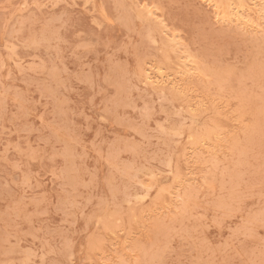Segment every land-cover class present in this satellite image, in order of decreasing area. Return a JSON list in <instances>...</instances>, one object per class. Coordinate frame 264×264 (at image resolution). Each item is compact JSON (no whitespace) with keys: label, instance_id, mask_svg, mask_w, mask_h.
I'll list each match as a JSON object with an SVG mask.
<instances>
[{"label":"rangeland","instance_id":"obj_1","mask_svg":"<svg viewBox=\"0 0 264 264\" xmlns=\"http://www.w3.org/2000/svg\"><path fill=\"white\" fill-rule=\"evenodd\" d=\"M179 1L0 0V264H264V0Z\"/></svg>","mask_w":264,"mask_h":264},{"label":"bare ground","instance_id":"obj_2","mask_svg":"<svg viewBox=\"0 0 264 264\" xmlns=\"http://www.w3.org/2000/svg\"><path fill=\"white\" fill-rule=\"evenodd\" d=\"M87 1H88V0H87ZM117 1H118V0H117ZM136 1L138 2V0H136ZM141 1H142V0H141ZM153 1H154V0H151V2H153ZM158 1H159V0H158ZM175 1H176V0H175ZM182 1H183V0H182ZM197 1H198V0H197ZM205 1H206V0H205ZM207 1H208V0H207ZM220 1H221V0H220ZM220 1H219V2H220ZM244 1H245V0H244ZM247 1H248V0H247ZM261 1H262V0H261ZM84 2H85V1H84ZM84 2H83V3H84ZM99 2H100V1H99ZM148 2H149V0H148ZM151 2H150V3H151ZM163 2H164V1H163ZM179 2H181V0H180ZM193 2H194V1H193ZM193 2H192V3H193ZM195 2H196V1H195ZM219 2H218V3H219ZM229 2H230V1H229ZM251 2H252V0L250 1V4H251ZM83 3H82V4H83ZM153 3H154V6H155V3H156V2H153ZM159 3H160V2H159ZM198 3H199V2H198ZM212 3H213V2H212ZM231 3H232V1H231ZM262 3H263V2H262ZM106 4H107V3H106ZM133 4H135V2H134ZM160 4H161V3H160ZM201 4H202V3H200V5H201ZM219 4H221V3H219ZM245 4H246V3H245ZM252 4H253V3H252ZM100 5H101V3H100ZM135 5H136V4H135ZM143 5H144V4H143ZM143 5H142V6H143ZM184 5H185V4H184ZM202 5H203V4H202ZM231 5H232V4H231ZM255 5H256V4H255ZM261 5H262V4H261ZM137 6H138V5H137ZM142 6H141V7H142ZM149 6H150V5H149ZM149 6H148V7H149ZM154 6H153V8H155ZM161 6H162V5H161ZM221 6H222V5H221ZM229 6H230V4H229ZM238 6H239V4H238ZM247 6H248V4H247ZM251 6H252V5H251ZM263 6H264V4L262 5V7H263ZM173 7H174V6H173ZM201 7H202V6H201ZM204 7H205V6H204ZM213 7H214V6H213ZM230 7H231V6H230ZM233 7H235V6H233ZM241 7H242V6H241ZM101 8H102V7H101ZM146 8H147V6H146ZM150 8H151V7H150ZM165 8H166V7H165ZM177 8H178V7H177ZM180 8H181V6H180ZM214 8H215V7H214ZM244 8H245V7H244ZM254 8H257V7H254ZM137 9H138V8H137ZM148 9H149V8H148ZM155 9H156V8H155ZM171 9H172V8H171ZM200 9H201V8H200ZM210 9L213 11L212 8H210ZM230 9H231V8H229V10H230ZM251 9H252V8H251ZM261 9H263V8L260 7V10H261ZM84 10H85V8H84ZM156 10H157V9H156ZM160 10H161V9H160ZM162 10L164 11V9H162ZM175 10H176V9H175ZM180 10H181V9H180ZM193 10H194V9H193ZM204 10H205V8L203 9V12H204ZM218 10H219V9H218ZM233 10H234V9H233ZM240 10H242V8H240ZM194 11H195V10H194ZM196 11H197V10H196ZM199 11H200V10H199ZM212 11H211V12H212ZM230 11H231V10H230ZM235 11H236V10H234V12H235ZM245 11H246V9H245ZM253 11H254V10H253ZM256 11H257V10H256ZM115 12H116V11H115ZM188 12H189V11H188ZM205 12H206V11H205ZM207 12H208V11H207ZM221 12H222V10H221ZM232 12H233V11H232ZM248 12H249V11H248ZM258 12H259V11H258ZM260 12H261V11H260ZM260 12H259V13H260ZM263 12H264V11H263ZM167 13H168V12H167ZM169 13H170V12H169ZM208 13H209V12H208ZM214 13H215V12H214ZM240 13H241V12H240ZM253 13H254V12H253ZM161 14H163V12H162ZM212 14H213V13H212ZM232 14H233V13H232ZM238 14H239V12H238ZM246 14H248V13H246ZM250 14L252 15L251 11H250ZM255 14H256V13H255ZM260 14H261V13H260ZM153 15H154V13H153ZM186 15H187V14H186ZM203 15H204V13H203ZM214 15H215V14H214ZM222 15H223V14H222ZM233 15H234V14H233ZM240 15H241V14H240ZM253 15H254V14H253ZM263 15H264V14H263ZM167 16H169V15H167ZM204 16H206V15H204ZM157 17H158V16H157ZM159 17L161 18V16H159ZM210 17H211V16H210ZM215 17H216V16H215ZM215 17H214V18H215ZM219 17H220V16H219ZM222 17H223V16H222ZM236 17H237V15H235V18H236ZM239 17H240V16H239ZM243 17H244V16L241 15V19H242ZM252 17H254V16H252ZM259 17H260V15H259ZM124 18H125V17H124ZM171 18H173V17L171 16ZM212 18H213V17H212ZM244 18H245V17H244ZM104 19H105V18H104ZM113 19H114V18H113ZM113 19H112V21H113ZM202 19H203V18H202ZM215 19H216V18H215ZM222 19H223V18H222ZM222 19H221V20H222ZM224 19H225V18H224ZM241 19H240V22H241ZM250 19H251V18H250ZM253 19H254V18H253ZM262 19H263V16H262ZM117 20H119V19H117ZM120 20H121V22H123L122 19H120ZM125 20H126V18H125ZM149 20H150V19H149ZM164 20H166V19H164ZM194 20H195V19H194ZM194 20H193V21H194ZM199 20H201V19H199ZM203 20H204V19H203ZM207 20H208V18H206L204 21L207 22ZM221 20H220V21H221ZM226 20H227V19H226ZM231 20H232V19H231ZM251 20H252V19H251ZM258 20H259V19H258ZM260 20H261V19H260ZM166 21H167V20H166ZM166 21H165V22H166ZM172 21H173V20H172ZM193 21H192L191 23H193ZM208 21H209V20H208ZM223 21H224V20H223ZM232 21H233V20H232ZM263 21H264V20H263ZM126 22H127V21H126ZM165 22H164V23H165ZM170 22H171V20H170ZM200 22H201V21H200ZM206 22H205V24H208V23H206ZM212 22H213V21H212ZM225 22H227V21H225ZM252 22H253V21H252ZM258 22H259V21H257V23H258ZM111 23H112V22H111ZM162 23H163V22H162ZM187 23H188V22H187ZM202 23H204V22H202ZM214 23H216V22H214ZM214 23H213V24H214ZM231 23H232V22H231ZM234 23H235V22H234ZM241 23H242V22H241ZM255 23H256V22H255ZM118 24H119V23H118ZM126 24H127V23H126ZM174 24H175V23H174ZM189 24H190V22H189ZM209 24H210V23H209ZM221 24H222V23H221ZM227 24H228V22H227ZM227 24H226V25H227ZM252 24H253V23H252ZM259 24H260V23H259ZM119 25H120V24H119ZM123 25H124V24H123ZM170 25L173 27V23L170 24ZM199 25H202V24H199ZM203 25H204V24H203ZM217 25H218V23H217ZM217 25H216V26H217ZM241 25H242V24H241ZM254 25H255V24H254ZM257 25H258V24H257ZM168 26H169V25H168ZM174 26H176V25H174ZM212 26H213V25H212ZM220 26H221V25H220ZM227 26H228V25H227ZM234 26L236 27V25H234ZM259 26H261V25H259ZM95 27H96V26H95ZM125 27H126V26H125ZM127 27H128V26H127ZM127 27H126V28H127ZM166 27H167V26H166ZM184 27H185V26H184ZM188 27H189V26H188ZM192 27H193V25H192ZM195 27H196V26H195ZM195 27H194V28H195ZM197 27H198V26H197ZM229 27H230V26H229ZM241 27H242V26H241ZM241 27H239V28H241ZM249 27H250V26H249ZM257 27H258V26H257ZM168 28H170V26H169ZM175 28H176V27H175ZM175 28H174V30H175ZM181 28H182V27H181ZM194 28H193V29L191 28V29L194 30ZM213 28H214V26H213ZM244 28H245V27H244ZM261 28H262V26H261ZM170 29H171V28H170ZM170 29H169V31H170ZM182 29H183V28H182ZM191 29H190V32H191ZM227 29H229V28L227 27ZM235 29H236V28H235ZM235 29H234V30H235ZM171 30H173V29H171ZM200 30H201V29H200ZM237 30H238V29H237ZM244 30H245V29H243L242 31L244 32ZM261 30H263V29H261ZM195 31H196V34H197V32H198L197 29H196ZM202 31H203V30H202ZM212 31H213V30H212ZM215 31H216V29H215ZM235 31H236V30H235ZM242 31H241V32H242ZM254 31H255V30H254ZM254 31H252V33H254ZM257 31H258V30H257ZM263 31H264V30H263ZM263 31H262V32H263ZM176 32H177V31H176ZM178 32H180V31L178 30ZM182 32H183V34H185L184 32H186V29H185V31L182 30ZM190 32H189V33H190ZM192 32H193V31H192ZM204 32H205V31H204ZM238 32H239V31H237V33H238ZM162 33H163V32H162ZM168 33H169V32H168ZM198 33H199V32H198ZM208 33H209V32H208ZM216 33H217V32H216ZM239 33H240V32H239ZM249 33H250V30H249ZM249 33L247 32V33H245V34H249ZM131 34H132V33H131ZM166 34H167V33H166ZM190 34H191V33H190ZM194 34H195V33H194ZM203 34H204V33H203ZM205 34H207V33H205ZM209 34L211 35V33H209ZM217 34H218V33H217ZM224 34H225V33H224ZM224 34H223V35H224ZM257 34H258V32H257ZM169 35H171V34H169ZM175 35H176V34H175ZM177 35H178V34H177ZM177 35H176V36H177ZM179 35H180V34H179ZM179 35H178V36H179ZM186 35H188V34H186ZM198 35H201V34H198ZM220 35H222V34H220ZM225 35H226V34H225ZM228 35H229V34H228ZM237 35H238V34H237ZM240 35H241V33H240ZM240 35H239V36H240ZM249 35H250V34H249ZM166 36H167V35H166ZM201 36H203V35H201ZM211 36H213V34H212ZM217 36H218V35H217ZM230 36H231V35H230ZM233 36H234V35H233ZM233 36H232V37H233ZM241 36H242V38H243L244 35H241ZM253 36H254V34H253ZM141 37H142V36H141ZM179 37L182 39L181 36H179ZM207 37H208V35H207ZM236 37H237V36H236ZM236 37H235V38H236ZM247 37H248V36H247ZM247 37H246V38H247ZM249 37H250V36H249ZM256 37H257V36H256ZM180 38H179V39H180ZM196 38H198V37L196 36ZM196 38H194V39H196ZM200 38H201V37H200ZM215 38H216V37H215ZM215 38H214V39H215ZM218 38H219V37H218ZM224 38H225V37H224ZM238 38H239V37H238ZM181 39H180V40H181ZM184 39H185V38H183V40H184ZM190 39H191V38H190ZM198 39H199V38H198ZM214 39H212V40L214 41ZM227 39H228V38H227ZM231 39H234V38H231ZM239 39H240V38H239ZM255 39H256V38H255ZM129 40H130V39H129ZM183 40H182V41H183ZM187 40H189V38H187ZM241 40H242V39H241ZM250 40H251V39H249V41H250ZM252 40H253V39H252ZM257 40H258V39H257ZM192 41H195V40H192ZM215 41H216V40H215ZM237 41H238V40H237ZM254 41H256V40H254ZM254 41H253V43H254ZM258 41H259V40H258ZM258 41H257V42H258ZM184 42H185V40H184ZM188 42H189V41H188ZM188 42L186 41V44H187ZM210 42H211V41H210ZM247 42H248V40H247ZM251 42H252V41H251ZM251 42H250V43H251ZM257 42H256V43H257ZM260 42H261V41H260ZM93 43H94V42H93ZM189 43H190V42H189ZM189 43H188V44H189ZM194 43H195V42H194ZM212 43H213V42H212ZM216 43H217V42H216ZM236 43H237V42H236ZM156 44H157V43H156ZM188 44H187V45H188ZM190 44H191V43H190ZM214 44H215V43H214ZM234 44H235V43H234ZM237 44H238V43H237ZM237 44H235V45L237 46ZM241 44H242V43H241ZM243 44H244V43H243ZM254 44H255V43H254ZM254 44H253V46H254ZM262 44L264 45V43H261V45H262ZM177 45H178V44H177ZM249 45H251V44H249ZM255 45L257 46V44H255ZM180 46H181V45H180ZM134 47H135V45H134ZM181 47H182V46H181ZM189 47H191V45H188V48H189ZM194 47H195V46H194ZM243 47H244V45H243ZM245 47H246V46H245ZM250 47H251V46H250ZM262 47H263V46H262ZM182 48H183V47H182ZM186 48H187V47H186ZM188 48H187V49H188ZM197 48H198V47H197ZM246 48H247V47H246ZM252 48H253V47H252ZM257 48H258V47H257ZM189 49H190V48H189ZM261 49H262V48H261ZM134 50H135V49H134ZM178 50H179V48H178ZM180 50H181V48H180ZM184 50H185V48H184ZM191 50H192V49H191ZM253 50H254V49H253ZM135 51H136V50H135ZM172 51H173V50H172ZM185 51H186V50H185ZM187 51H188V50H187ZM187 51H186V52H187ZM200 52H201V51H200ZM263 52H264V51H263ZM193 53H194V52H193ZM196 53H197V51H196ZM189 54H190V53H189ZM197 54H198V53H197ZM197 54H196V56H197ZM258 54H260V52H259ZM262 54H263V53H262ZM191 55H192V53H191ZM191 55H190V57H191ZM194 55H195V54H194ZM203 55H204V54H203ZM192 56H193V55H192ZM204 56H205V55H204ZM194 57H195V56H194ZM201 57H202V56H200V59H201ZM206 57H207V56H206ZM261 58L263 59V57H261ZM178 59H181V58L179 57ZM187 59H190V58H187ZM191 59L194 60L193 57H191ZM196 59H197V58H196ZM204 59H205V58H204ZM153 60H154V59H153ZM183 60H184V59H183ZM183 60H182V61H183ZM108 61L110 62L111 60L109 59ZM187 61H188V60H187ZM187 61H186V62H187ZM189 61H190V60H189ZM197 61H199V60L197 59ZM197 61H195V62H197ZM202 61H203V60H202ZM210 61H211V60H210ZM212 61H213V60H212ZM154 62H155V61H154ZM199 62H200V61H199ZM199 62H198V63H199ZM214 62H215V61H214ZM261 62H262V61H261ZM208 63H209V62H208ZM210 63L213 64V62H210ZM210 63H209V64H210ZM215 63H216V62H215ZM262 63H264V62H262ZM113 64H114V63H113ZM146 64H147V63H146ZM151 64H153V63H151ZM202 64H203V62H201V65H202ZM209 64H208V66H209ZM108 65H109V63H108ZM154 65H155V63H154ZM156 65H157V64H156ZM185 65H186V64H185ZM196 65H198V64H196ZM205 65H207V61H206V64H205ZM210 65H211V64H210ZM115 66H117V64H116ZM147 66H149V65H147ZM165 66H166V65H165ZM189 66H190V65H189ZM189 66H188V68H189ZM211 66H212V65H211ZM149 67H150V66H149ZM151 67H153V66H151ZM155 67H158V66H155ZM190 67H191V66H190ZM194 67H196V66H194ZM194 67H192V68H194ZM197 67H198V66H197ZM113 68H115V67H113ZM164 68H165V67H164ZM198 68H199V67H198ZM198 68H197V70H198ZM204 68H205V67H204ZM211 68H212V67H211ZM213 68H214V67H213ZM154 69H155V68H154ZM160 69H162V68H160ZM199 69H201V68H199ZM209 69H210V67H209ZM215 69H216V68H215ZM217 69H218V68H217ZM149 70H150V69H149ZM155 70H156V69H155ZM158 70H159V68H157V71H158ZM163 70H164V69H163ZM204 70H205V69H204ZM207 70H208V68H207ZM212 70H213V69H212ZM111 71H112V70H111ZM147 71H148V70H147ZM153 71H154V70H153ZM159 71H160V70H159ZM159 71H158V72H159ZM164 71L166 72V70H164ZM167 71H168V70H167ZM177 71H178V70H177ZM199 71H201V70H199ZM108 72H110V71H108ZM113 72H114V71H113ZM161 72H163V71H161ZM165 72H163V73H164V76H165ZM193 72H194V71H193ZM206 72H207V71H206ZM153 73H154V72H153ZM153 73H150V74H153ZM156 73H157V72H156ZM156 73H155V74H156ZM177 73H179V71H178ZM195 73H196V72H195ZM201 73H203V72H201ZM109 74H112V72H110ZM116 74H117V70H116ZM116 74H115V75H116ZM118 74H119V72H118ZM159 74L162 75V73H159ZM184 74H185V73H184ZM190 74H191V73H190ZM193 74H194V73H193ZM196 74H197V73H196ZM204 74H205V73H204ZM207 74H210V73H207ZM211 74H213V72H211ZM168 75H169V74H168ZM171 75H172V74H171ZM171 75H170V76H171ZM180 75H181V74H180ZM194 75H195V74H194ZM111 76H112V75H111ZM150 76H151V75H150ZM154 76H155V75H154ZM166 76H167V75H166ZM178 76H179V75H178ZM187 76H188V75H186V77H187ZM195 76H196V75H195ZM201 76H204V75H201ZM207 76H208V75H207ZM207 76H206V77H207ZM211 76H212V75H211ZM108 77H109V76H108ZM112 77H113V76H112ZM156 77H157V74H156ZM159 77H161V76L159 75ZM168 77H169V76H168ZM174 77L176 78V76H173V77H172V80H173ZM179 77H180V76H179ZM191 77H192V75H191ZM204 77H205V76H204ZM208 77L210 78V76H208ZM208 77H207V78H208ZM165 78H166V77H165ZM199 78H200V77H199ZM180 79H181V78H180ZM200 79H201V78H200ZM200 79H199V82H203V81H200ZM213 79H214V75H213ZM228 79H229V77L227 78V80H228ZM107 80H108V79H107ZM107 80H106V81H107ZM112 80H114V79L112 78ZM112 80H111V81H112ZM148 80H149V79H148ZM151 80H153V79H151ZM155 80H156V78H155ZM158 80H160V78H159ZM196 80H197V78H196ZM104 81H105V80H104ZM111 81H110V82H111ZM181 81L184 82V80H181ZM188 81H189V80H188ZM216 81H217V80H216ZM216 81H215V82H216ZM219 81H220V80H219ZM120 82H121V81H120ZM123 82H124V81H123ZM123 82L121 83L122 85L124 84ZM145 82H148V81H145ZM156 82H158V81H156ZM159 82H163V80H162V81H159ZM168 82H169V81H168ZM168 82H167V84H169ZM173 82H174V81H173ZM183 82H182V83H183ZM195 82H196V81H195ZM199 82H197V83H198V84H196L197 86H199V84H200ZM207 82H208V81H207ZM209 82H210V81H209ZM209 82H208V83H209ZM217 82H218V81H217ZM103 83H104V82H103ZM107 83H108V82H107ZM154 83H155V82H154ZM170 83H171V82H170ZM174 83H175V82H174ZM184 83H185V82H184ZM191 83H192V82H190V84H191ZM203 83H204V82H203ZM203 83H202V84H203ZM208 83H207V84H208ZM227 83L229 84V82H227ZM236 83H237V82H236ZM150 84H151V83H150ZM158 84H159V83H158ZM158 84H157V85H158ZM161 84H162V83H161ZM172 84H173V83H172ZM202 84H201L200 86H202ZM218 84H219L218 86H220V83H218ZM221 84H226V83H221ZM106 85L108 86L109 83L106 84ZM122 85H121V86H122ZM184 85H185V84H184ZM191 85H192V84H191ZM194 85H195V84H194ZM194 85H193V87H194ZM208 85H210V86H208ZM208 85H207L208 87H211V86H212V84H208ZM215 85H216V84L214 83V86H215ZM90 86H91V85H90ZM116 86H117V85H116ZM116 86H115V87H116ZM160 86H162V85H160ZM167 86H168V85H167ZM170 86H171V85H170ZM170 86H169V87H170ZM182 86H183V85H182ZM204 86H205V85H203V87H204ZM119 87H120V85H119ZM119 87H118V88H119ZM122 87H124V86H122ZM187 87H189V85H188ZM193 87H192V88H193ZM205 87H206V86H205ZM157 88H159V87H157ZM157 88H154V89H157ZM161 88H162V87H161ZM179 88H180V86H179ZM212 88H213V87H212ZM212 88H211V89H212ZM223 88H224V87H223ZM230 88H232V87H230ZM119 89L121 90V88H119ZM129 89H131V88H129ZM173 89H174V88H173ZM177 89H178V88H177ZM177 89H176V90H177ZM184 89H185V87H184ZM189 89H190V88H189ZM194 89H196V88H194ZM194 89H192V90H194ZM198 89H199V88H197V90H198ZM204 89H206V88H203V90H204ZM207 89H208V88H207ZM217 89H218V87H217ZM217 89H216V90H217ZM221 89H222V86H221V88H220L219 90L221 91ZM114 90H115V88H114ZM162 90H163V89H162ZM168 90H169V89H168ZM192 90H191V91H192ZM201 90H202V89H201ZM116 91H117V90H116ZM124 91H125V90H124ZM172 91H173V90H172ZM213 91H214V90H213ZM217 91H218V90H217ZM217 91H216V92H217ZM223 91H225V90H223ZM122 92H123V91H122ZM176 92H177V91H176ZM196 92H197V91H196ZM198 92H200V91H198ZM221 92H222V91H221ZM221 92H219V93H221ZM119 93H121V92L119 91ZM124 93H125V92H124ZM124 93H122V94H124ZM162 93H163V92H162ZM170 93H171V92H170ZM174 93H175V91H174ZM182 93H183V92H182ZM182 93H181V94H182ZM187 93H188V92H187ZM187 93H185V94L187 95ZM200 93H201V92H200ZM204 93H206V92H204ZM204 93H202V94L205 95ZM208 93H209V92H208ZM210 93H211V92H210ZM210 93H209V94H210ZM225 93H227V92H225ZM116 94H117V93H116ZM125 94H126V93H125ZM176 94H179V91H178ZM190 94H193V93H190ZM195 94H196V93H195ZM195 94H194V95H195ZM198 94H199V93H198ZM214 94H215V93H214ZM216 94H217V93H216ZM117 95H118V94H117ZM203 95H202V96H203ZM206 95H207V93H206ZM171 96H174V95H171ZM179 96H181V95H179ZM199 96H200V95H199ZM210 96H211V94H210ZM214 96H216V95H214ZM176 97H177V95H176ZM187 97H188V96H187ZM207 97H208V96H207ZM113 98H114V99L116 98L115 95L113 96ZM177 98H178V97H177ZM212 98H213V96H212ZM215 98H216V97H215ZM125 99H126V98H125ZM183 99H184V98H183ZM183 99H182V100H183ZM186 99H187V98H186ZM188 99H190V98H188ZM205 99H206V98H205ZM209 99H210V98H209ZM115 100H116V99H115ZM158 100H159V99H158ZM180 100H181V99H180ZM206 100H208V98H207ZM210 100H211V99H210ZM110 101H111V100H110ZM117 101H118V100H117ZM117 101H116V102H117ZM139 101H140V100H139ZM141 101H142V100H141ZM189 101H190V100H188L187 102L190 103ZM208 101H209V100H208ZM212 101H213V100H212ZM111 102H112V101H111ZM116 102H114V103L112 102L113 105H115ZM119 102H120V100H119ZM121 102H123V101H121ZM117 103H118V102H117ZM119 104H120V103H119ZM186 104H187V103H186ZM122 105L124 106L123 103H122ZM118 106H119V105H118ZM123 106H122V107H123ZM128 106H129V105H128ZM116 107H117V106H116ZM119 107H120V106H119ZM186 107H187V106H186ZM186 107H185V109H186ZM129 108L131 109V107H129ZM147 108H148V107H147ZM187 108H189V107H187ZM162 109H163V108H162ZM162 109H161V110H162ZM185 109H184V110H185ZM115 110H116V109H115ZM131 110H132V109H131ZM142 110H144V109H142ZM163 110H164V109H163ZM187 110H188V109H187ZM187 110H186V111H187ZM193 110H194V109H193ZM193 110H192V111H193ZM197 110H198V109H197ZM199 110H200V109H199ZM202 110H204V108L201 109L200 112L197 111L198 114H200ZM102 111H103V110H102ZM105 111H106V110H105ZM189 111H191V109H190ZM192 111H191V112H192ZM100 112H101V110H100ZM103 112H104V111H103ZM106 112H107V111H106ZM106 112H105V114H106ZM159 112H160V111H159ZM163 112H164V111H163ZM163 112L161 111V113H163ZM191 112H189V113H191ZM194 112H195V110H194ZM194 112L192 113L193 116L197 115V114H194ZM203 112H204V111H203ZM109 113H110V112H109ZM186 113H188V111H187ZM189 113H188V114H189ZM105 114H104V115H105ZM150 114H151V113H150ZM163 114H164V113H163ZM192 114H191V115H192ZM108 115H110V114H108ZM138 115H139V113H138ZM141 115H142V114H141ZM164 115H166V113H165ZM203 115H204V113H203ZM106 116H107V115H106ZM142 116H143V115H142ZM149 116H150V115H149ZM167 116H169V115H167ZM201 116H202V115L200 114V117H201ZM107 117H108V116H107ZM195 117H196V116H195ZM195 117L193 118L194 120H195ZM197 117L199 118L198 115H197ZM112 118H113V117H112ZM167 118H168V117H167ZM167 118H166V120H167ZM183 118H184V117H183ZM117 119H119V118H117ZM170 119H171V117H170ZM200 119H201V118H200ZM208 119H209V118H208ZM119 120H120V119H119ZM163 120H165V119H163ZM179 120H180V119H179ZM190 120H191V119H190ZM114 121L117 122L116 120H113V122H114ZM121 121H122V120H121ZM184 121H185V120H184ZM184 121H181V122H184ZM113 122H112V123H113ZM119 122H120V121H118L117 123H119ZM132 122H133V121H132ZM185 122H186V121H185ZM211 122H212V121H211ZM120 123H121V122H120ZM134 123H135V122H134ZM202 123H203V121H202ZM113 124H114V123H113ZM121 124H122V123H121ZM125 124H126V123H125ZM130 124H133V123H130ZM130 124H129V126H130ZM179 124H180V122H179ZM114 125H115V124H114ZM117 125H118V124H116V126H117ZM119 125H120V124H119ZM200 125H202V124H200ZM200 125H199V126H200ZM123 126H125V125H123ZM131 126H132V125H131ZM131 126H130V129H131V128H134L133 126H132V127H131ZM134 126H135V125H134ZM170 126H171V125H170ZM187 126H188V125H187ZM117 127H119V126H117ZM121 127H122V126H121ZM125 127H126V126H125ZM127 127H128V125H127ZM127 127H126V129H127ZM158 127L161 128V126H158ZM173 127H174V126H173ZM207 127H208V125H207ZM128 128H129V127H128ZM190 128H191V127H190ZM199 128H201V126L198 127V129H199ZM203 128H206V127L204 126ZM210 128H212V127H210ZM196 129H197V128H196ZM133 130H134V129H133ZM135 130H136V128H135ZM135 130H134V131H135ZM188 130H189V129H188ZM206 130H207V129H206ZM213 130H214V129H213ZM136 131H138V130H136ZM143 131H144V130H143ZM169 131H170V130H169ZM175 131L177 132V130H173L172 133L175 132ZM196 131H197V130H195V131H193V132L195 133ZM199 131H201V129H200ZM141 132H142L141 130L138 131V133H140V134L142 135L143 133H141ZM176 132H175V134H172V135L174 136V135L178 134V133H176ZM197 132H198V131H197ZM215 132H216V131H215ZM215 132H214V133H215ZM138 133H137V134H138ZM181 133H182V132H181ZM198 133H199V132H198ZM192 134H193V133H192ZM200 134H201V133H199V135H197V134H196V135L200 137ZM207 134H209V133H207ZM113 135H114V134H113ZM138 135H139V134H138ZM157 135H158V134H157ZM172 135H171V136H172ZM178 135H180V132H179ZM182 135H183V134H182ZM182 135H180V136H176V137H181ZM196 135H194V136H196ZM142 136H143V135H142ZM145 136H146V135H144V137H145ZM147 136H148V135H147ZM194 136H193V137H194ZM197 136H196V137H197ZM204 136H205V135H204ZM209 136H210V135H209ZM214 136H215V135H214ZM139 137H140V136H139ZM196 137H194V139H195ZM205 137H206V136H205ZM210 137H211V136H210ZM156 138H158V137L155 136V139H156ZM168 138H169V137H168ZM206 138L208 139L209 137H206ZM145 139H147V138L145 137ZM151 139H154V138H151ZM162 139H163V138H162ZM162 139H161V140H162ZM164 139H166V138H164ZM171 139H172V138H169V140H171ZM198 139H199V138H198ZM157 140H158V139H157ZM159 140H160V139H159ZM167 140H168V139H167ZM174 140H175V139H174ZM146 141H147V140H146ZM164 141H165V140H162L163 143H166V142L171 143L170 141H165V142H164ZM171 141H172V140H171ZM177 141H178V140H177ZM133 142H134V141H133ZM174 142H176V140H175ZM208 142H209V141H208ZM210 142H211V141H210ZM212 142H213V141H212ZM114 143H115V142H114ZM131 143H132V142H131ZM131 143H130V144H131ZM176 143H177V142H176ZM125 144H126V143H125ZM134 144H135V143H134ZM166 144L168 145V143H166ZM162 145H163V144H162ZM167 145H166V146H167ZM124 146H128V147H126V148L129 149V146H130V145H127V144H126V145H124ZM147 146H148V145H147ZM168 146H169V145H168ZM131 147H132V145H131ZM176 147H177V145H176ZM201 147H202V146H201ZM126 148H124V150H125ZM168 148H169V147H168ZM183 148H184V147H183ZM132 149H133V148H130L129 151H132ZM172 149H174V148L172 147ZM172 149H171V150H172ZM206 149H208V148H206ZM134 150H135V147H134ZM209 150H210V149H209ZM209 150H208V151H209ZM125 151H126V150H125ZM231 151H232V150H231ZM149 152H150V151H149ZM157 152H158V151H157ZM168 152H169V151H168ZM182 152H184V149H183ZM203 152H206V151H203ZM209 152H210V151H209ZM220 152H221V151H220ZM128 153H129V152H128ZM159 153H160V151H159ZM210 153H211V152H210ZM212 153H213V152H212ZM231 153H232V152H231ZM153 154H154V153H153ZM182 154H183V153H182ZM182 154H181V155H182ZM202 154H203V153H202ZM217 154H219V153H217ZM217 154H216V155H217ZM148 155H149V153H148ZM154 155H156V154H154ZM167 155H168V153H167ZM204 155H205V154H204ZM210 155H211V154H210ZM212 155H213V154H212ZM109 156H111V155L109 154ZM161 156H162V155H161ZM161 156H160V157H161ZM182 156H183V158H185V155H182ZM199 156H200V155H199ZM199 156H198V157H199ZM214 156H215V154H214ZM156 157H157V156H156ZM208 157H210V156H208ZM208 157H207V158H208ZM212 157H213V156H212ZM151 158H153V157H151ZM158 158H159V157H158ZM196 158H197V157H196ZM201 158H202V157H201ZM203 158H204V157H203ZM217 158H218V157H217ZM217 158H216V159H217ZM230 158H231V156H230ZM199 159H200V158H199ZM208 159H209V158H208ZM208 159H207V162L209 161L208 163L210 164V162H212L215 158L213 157V160H212V161H211V160H208ZM211 159H212V158H211ZM218 159H219V158H218ZM151 160H153V159H151ZM184 160H185V159H184ZM153 161H154V160H153ZM160 161H161V160H160ZM196 161H197V159H196ZM200 161H201V159H200ZM205 161H206V160H205ZM205 161H201V163H202V162H205ZM154 162H155V161H154ZM198 162H199V161H198ZM198 162H197V164H198V166H199V163H198ZM213 162H214V161H213ZM213 162H212V163H213ZM108 163H109V162H108ZM144 163H145V162H144ZM201 163H200V164H201ZM205 163H206V162H205ZM205 163H204V164H205ZM123 164H124V162H123ZM146 164L149 165V163H147V162H146ZM158 164H159V163H158ZM197 164H196V165H197ZM107 165H108V164H107ZM124 165H125V164H124ZM163 165H164V164H163ZM168 165H169V162H168ZM201 165H202V164H201ZM206 165H207V164H206ZM116 166H118V165H116ZM151 166H153V165H151ZM154 166H155V165H154ZM175 166H176V165H175ZM175 166H174V167H175ZM203 166H204V165H203ZM110 167H114V166L110 165ZM126 167H128V166H126ZM162 167H164V166H162ZM211 167H212V166H211ZM124 168H125V167H124ZM124 168H123V169H124ZM129 168H130V167H128V169H129ZM170 168H171V167H170ZM170 168H169V169H170ZM208 168H209V167H208ZM115 169H116V168H115ZM117 169H118V168H117ZM117 169H116V170H117ZM155 169H158V170L160 171V169H159L158 167L155 168ZM178 169H179V168H178ZM200 169H201V168H200ZM206 169H207V168H206ZM119 170L122 171L121 169H119ZM125 170H126V169H125ZM202 170H203V169H202ZM120 171H119V172H120ZM165 171H166V170H165ZM175 171H176V170H175ZM124 172H125V171H124ZM124 172H123V173H124ZM166 172H167V171H166ZM169 172H171V171H169ZM207 172H209V171H207ZM116 173H117V172H116ZM120 173H122V172H120ZM136 173H138V171H137ZM171 173H172V172H171ZM205 173H206V172H205ZM118 174H119V173H118ZM129 174H130V173H129ZM140 174H141V173H140ZM173 174H177V173L174 172ZM206 174H207V173H206ZM125 175H128V174L125 173ZM125 175H124V177H125ZM178 175H179V174H178ZM208 175H209V173H208ZM119 176H120V175H119ZM145 176H146V175H145ZM176 176H177V175H176ZM180 176H182V175H180ZM203 176H204V175H203ZM108 177H109V176H108ZM111 177H112V174L110 175V178H111ZM120 177H123V176H120ZM127 177H128V178L131 177V182H132V176L130 175V176H127ZM148 177H149V176H148ZM150 177L152 178L151 175H150ZM150 177H149V178H150ZM112 178H113V177H112ZM142 178H143V177H142ZM146 178H147V176H146ZM151 178H150V179H151ZM202 178H203V177H202ZM205 178H207V177L205 176ZM108 179H109V178H108ZM135 179H136V181H137V178H136V177H135ZM150 179H149V180H150ZM176 179H178V176H177ZM180 179H181V178H180ZM182 179H183V178H182ZM112 180H113V179H112ZM120 180H121V179H120ZM120 180H119V181H120ZM128 180H129V179H128ZM178 180H179V179H178ZM202 180H203V179H202ZM204 180H205V179H204ZM204 180H203V181H204ZM206 180H207V179H206ZM206 180H205V181H206ZM106 181H107V180H106ZM137 182L139 183V181H137ZM137 182H134V183H137ZM178 182H179V181H178ZM181 182H182V181H181ZM109 184H110V183H109ZM119 184H120V183H119ZM140 184H141V182H140ZM179 184H180V183H179ZM124 185H125V184H124ZM133 185H134V184H133ZM141 185H142V184H141ZM186 185H187V184H186ZM111 186H112V185H111ZM143 186H144V185H143ZM107 187H108V183H107ZM109 187H110V186H109ZM113 187H115V186H113ZM122 187H123V185H122ZM144 187H145V186H144ZM115 188H118V187H115ZM124 188H125V186H124ZM146 188H148V187L146 186ZM146 188H145V189H146ZM107 189H109V188H107ZM111 189H113V188H111ZM142 189H143V188H142ZM184 189H185V188H184ZM109 190H110V189H109ZM109 190H108V193L110 192ZM123 190H124V189H123ZM125 190H126V189H125ZM185 190H186V192H187V188H186ZM113 191H114V190H113ZM114 192L117 193V190L115 189ZM114 192H113V193H114ZM146 192H147V191H146ZM116 193H114V194H116ZM162 193H163V192H162ZM114 194H113V195H114ZM123 194H124V193H123ZM143 194H144V193H143ZM143 194H142V195H143ZM145 194H146V193H145ZM182 194H183V191H182ZM121 195H122V192H121ZM124 195H125V194H124ZM110 196H111V195H110ZM114 196H115V195H114ZM114 196H111V197H114ZM126 196H127V195H125V197H126ZM137 196H138V195H137ZM140 196H141V195H140ZM143 196H144V195H143ZM145 196H146V195H145ZM118 197H119V196H118ZM122 197H123V195H122ZM134 197H135V196H134ZM140 198H141V197H140ZM140 198H139V199H140ZM155 198H158V197H155ZM98 200H99V199H98ZM123 200H124V199H123ZM110 201H112V200H110ZM153 202L155 203V200H154ZM112 204H113V203H112ZM116 204H119V203L117 202ZM178 212H179V211H178ZM98 217H99V216H98ZM103 217H104V216H102V219H103ZM100 218H101V217H100ZM100 218H98V219H100ZM100 220H101V219H100ZM25 259H26V258H25ZM25 262H26V261H25Z\"/></svg>","mask_w":264,"mask_h":264}]
</instances>
